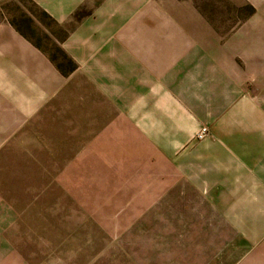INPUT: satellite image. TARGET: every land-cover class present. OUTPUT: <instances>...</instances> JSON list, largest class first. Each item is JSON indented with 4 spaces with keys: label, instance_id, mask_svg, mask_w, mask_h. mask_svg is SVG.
Segmentation results:
<instances>
[{
    "label": "crops",
    "instance_id": "obj_1",
    "mask_svg": "<svg viewBox=\"0 0 264 264\" xmlns=\"http://www.w3.org/2000/svg\"><path fill=\"white\" fill-rule=\"evenodd\" d=\"M11 1L0 0V264L42 253L65 207L72 229L90 231L95 215L106 232L108 205L133 227L177 190L180 222L211 238V264L264 253V73L252 85L237 65L252 55L246 29L221 37L191 1L32 0L68 32L76 67L66 71L13 24ZM43 156L51 164L37 161L36 173L57 176L16 180L31 161L13 159ZM44 190L68 198L47 202Z\"/></svg>",
    "mask_w": 264,
    "mask_h": 264
},
{
    "label": "rangeland",
    "instance_id": "obj_2",
    "mask_svg": "<svg viewBox=\"0 0 264 264\" xmlns=\"http://www.w3.org/2000/svg\"><path fill=\"white\" fill-rule=\"evenodd\" d=\"M181 1H191L223 38L238 33L241 29H246V32L251 34V57L245 60L237 57L236 62L245 73L252 74L250 82L254 85L259 79L256 76L264 73V40L260 39V34L264 37V30H260L261 23H264V13L258 0ZM5 7L10 12L13 24L23 35L47 52L61 70L70 71L76 67V63L62 48V42L68 37V32L49 14L39 9L32 0H13ZM13 161L19 165H27L26 161H31L26 173L15 175L16 180L46 181L57 176L51 173H36L39 168L35 165L40 161L46 166L45 169H48L47 166L52 161L50 157L43 156L40 160L20 158ZM60 162L66 163L67 158L60 159ZM60 177L61 180L68 181L72 175L61 174ZM82 177L83 175H77L73 180L82 181ZM92 192L93 197H99V193L105 194L107 201L131 196L130 190H93ZM67 193L65 190H44V199L51 202L52 198L59 197L63 202L62 199L68 198ZM195 193L196 191L189 190L188 197L195 198ZM172 198V206L165 207L163 204L157 206L155 221H140L133 227H131L132 223L126 221L117 223L116 218L111 215L114 206L108 205L106 232L103 228L105 223L100 222L98 218L100 216L96 218L95 215L92 217L90 231L72 229L73 225L78 224L76 222L68 224L65 214L68 209L61 205L60 208L65 207V209L60 213L59 231L52 228L45 229L43 252H40L38 246L37 253H32L29 247V252L26 254L28 264L41 262L42 264H211V238L196 237L195 231L191 232L187 229L186 223L180 222V210L184 208L180 205V191L173 192ZM47 208L45 206V209ZM47 224L53 225L51 222ZM69 225H71L70 230ZM245 264H264V253L255 255Z\"/></svg>",
    "mask_w": 264,
    "mask_h": 264
},
{
    "label": "built area",
    "instance_id": "obj_3",
    "mask_svg": "<svg viewBox=\"0 0 264 264\" xmlns=\"http://www.w3.org/2000/svg\"><path fill=\"white\" fill-rule=\"evenodd\" d=\"M208 133H209V128L204 126L197 132L196 139L202 140L208 135Z\"/></svg>",
    "mask_w": 264,
    "mask_h": 264
},
{
    "label": "trees",
    "instance_id": "obj_4",
    "mask_svg": "<svg viewBox=\"0 0 264 264\" xmlns=\"http://www.w3.org/2000/svg\"><path fill=\"white\" fill-rule=\"evenodd\" d=\"M18 29V28H17ZM20 31V29H18ZM21 32V31H20ZM22 33V32H21Z\"/></svg>",
    "mask_w": 264,
    "mask_h": 264
}]
</instances>
